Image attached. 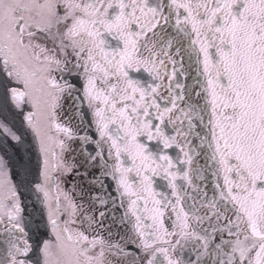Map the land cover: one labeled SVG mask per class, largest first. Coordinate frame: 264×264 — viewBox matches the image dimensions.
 I'll return each instance as SVG.
<instances>
[{"label":"snow or ice","instance_id":"obj_1","mask_svg":"<svg viewBox=\"0 0 264 264\" xmlns=\"http://www.w3.org/2000/svg\"><path fill=\"white\" fill-rule=\"evenodd\" d=\"M0 264H264V0H0Z\"/></svg>","mask_w":264,"mask_h":264}]
</instances>
